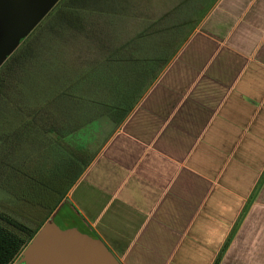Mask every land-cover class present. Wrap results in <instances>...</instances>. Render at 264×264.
<instances>
[{"label":"crops","instance_id":"obj_1","mask_svg":"<svg viewBox=\"0 0 264 264\" xmlns=\"http://www.w3.org/2000/svg\"><path fill=\"white\" fill-rule=\"evenodd\" d=\"M68 204L122 264H264V0H216Z\"/></svg>","mask_w":264,"mask_h":264},{"label":"trees","instance_id":"obj_2","mask_svg":"<svg viewBox=\"0 0 264 264\" xmlns=\"http://www.w3.org/2000/svg\"><path fill=\"white\" fill-rule=\"evenodd\" d=\"M215 2L216 0H181L172 11L147 25L136 38L124 42L116 29L124 22L123 16L141 15V11L137 10L138 0H60L29 36L34 37L35 41H29L28 38L4 63L0 69V96L11 86L17 72L37 56L32 45L37 42V34L44 28L54 32L61 31L59 33L65 36L64 41L83 39L85 44L93 46L94 51L101 53L99 58L93 60L89 69L81 71L82 73L76 72L72 75L74 80L67 86L49 97L44 105L28 113L24 132L17 135L16 139L19 141L25 136L26 130L31 132L34 128L41 129L46 135L54 136V149L60 155L47 177L37 178L32 174L24 176V172L13 167V172L26 177L24 180L27 184L40 186L43 202L36 205L39 217L35 213L23 216L28 223L0 212V264H15L39 230L67 200L69 193L102 147L165 71ZM148 5L144 3V11L148 10ZM163 22L166 25L160 27ZM155 39L161 41L159 50L147 49L146 41ZM129 72V84L138 81L139 88L130 100H123L124 96L121 93L118 95V89L124 86V79ZM91 74H95V77L93 75L92 78ZM98 74H102L101 77ZM103 77H106V81ZM100 80L102 84L99 83ZM85 83L87 84L84 85ZM108 87L114 91L115 103L107 105L99 102L98 105L101 109L104 107L108 119L114 124L113 132L94 151L84 147V144L79 146L77 141V146L67 144L68 139L80 137L78 132H83V125L71 117L73 104L77 107L78 104L84 105L86 96L103 97ZM91 88L92 94L88 91ZM64 103L67 105L65 108ZM64 109L67 110L65 117ZM233 236L234 234L227 240L214 264L221 263Z\"/></svg>","mask_w":264,"mask_h":264},{"label":"rangeland","instance_id":"obj_3","mask_svg":"<svg viewBox=\"0 0 264 264\" xmlns=\"http://www.w3.org/2000/svg\"><path fill=\"white\" fill-rule=\"evenodd\" d=\"M180 2L181 0H141L139 3L138 0L137 10L141 11V15L123 16L124 22L116 29L121 41L136 38L147 25L172 11ZM144 3L149 4L147 11H144ZM164 23H161L160 27L166 25ZM42 31H40L42 34L40 32L37 34L39 38L32 45L37 56L24 69L17 72L11 86L0 96V212L8 213L25 223L28 222L23 216H27V213L40 216L36 205L43 202V192L38 184H27L24 180L26 177L13 172V167L24 172V176L32 174L37 178L47 177L54 162L59 160L60 154L54 149V136L46 135L41 129L34 128L31 132L26 130L25 136L19 141L16 139L17 135L24 130V125L28 122V113L44 105L49 97L67 86L74 80L72 75L76 72L89 69L93 60L99 58L101 54L100 51L99 53L94 51L93 46L85 44L83 39L64 41L65 36L59 33L61 32L59 30L54 32L44 28ZM28 40L35 41V38ZM160 42L158 39L146 41L147 49L159 50ZM102 54L104 55L103 52ZM93 75L95 77V74H91L92 78ZM101 75L98 74L100 77ZM103 78L106 81V77ZM128 79H131L130 72L126 74L124 86L118 89V95L121 93L124 96L123 100H130L139 88L138 81L129 84ZM99 83L102 84V81ZM92 88L88 90L90 94L93 93ZM85 99L84 105L78 104L77 107L75 103L73 104L71 115L74 121L77 120L78 124L83 125V132L80 134L79 131L80 137L68 139L66 142L72 146L84 144V147L94 151L114 130V124L108 119L107 112L104 107L101 109L98 103L104 102L109 105L115 103L116 99L110 87L103 97L93 95L86 96ZM66 106L64 103L63 107ZM66 114L67 110L64 109L63 117ZM66 216L74 219L68 205L51 219L60 228H65L68 223L65 220ZM83 231L96 235L88 230Z\"/></svg>","mask_w":264,"mask_h":264},{"label":"water","instance_id":"obj_4","mask_svg":"<svg viewBox=\"0 0 264 264\" xmlns=\"http://www.w3.org/2000/svg\"><path fill=\"white\" fill-rule=\"evenodd\" d=\"M59 2L0 0V67ZM68 207L74 219L66 216L65 228L50 219L15 264H122L101 238L83 231L94 234L81 215L70 204ZM63 208L60 207L57 214Z\"/></svg>","mask_w":264,"mask_h":264},{"label":"flooded vegetation","instance_id":"obj_5","mask_svg":"<svg viewBox=\"0 0 264 264\" xmlns=\"http://www.w3.org/2000/svg\"><path fill=\"white\" fill-rule=\"evenodd\" d=\"M30 35H31V34H30ZM30 35H29V36H30ZM29 36L26 37V38H23V40H21V44H20V46L22 45V43H23L24 41H26V40L29 38ZM20 46H19V47H20ZM19 47H18V48H19ZM18 48H16V50H17ZM16 50H15V51H16ZM15 51H14V53H15ZM14 53H13V54H14ZM13 54H12V55H13ZM12 55H11V56H12ZM11 56H10V57H11ZM10 57H9V58H10ZM9 58H8V59H9ZM3 65H4V64H3ZM3 65H2V66H3ZM2 66H1V67H2ZM1 67H0V69H1Z\"/></svg>","mask_w":264,"mask_h":264}]
</instances>
